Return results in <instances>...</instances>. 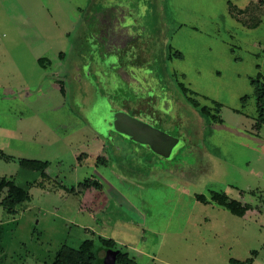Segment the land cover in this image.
Returning <instances> with one entry per match:
<instances>
[{
  "label": "rangeland",
  "instance_id": "obj_1",
  "mask_svg": "<svg viewBox=\"0 0 264 264\" xmlns=\"http://www.w3.org/2000/svg\"><path fill=\"white\" fill-rule=\"evenodd\" d=\"M263 83L264 0H0V178L29 192L0 205V264L98 237L138 264H264Z\"/></svg>",
  "mask_w": 264,
  "mask_h": 264
},
{
  "label": "trees",
  "instance_id": "obj_2",
  "mask_svg": "<svg viewBox=\"0 0 264 264\" xmlns=\"http://www.w3.org/2000/svg\"><path fill=\"white\" fill-rule=\"evenodd\" d=\"M88 34H91L88 41L89 42L91 41V43H93L94 38H96V32L95 31L91 32L89 30ZM109 51L110 49L104 50L103 57H105L107 54H110ZM106 52L108 53L106 54ZM111 54L112 55H107L106 57L113 58L117 62V56H115L112 52ZM91 56L93 59L95 58L94 55ZM41 61L42 58L39 59V62ZM127 78H129V74ZM180 87L181 90H183V92L187 91V89H185L183 84H180ZM255 96H256V108H257V126L259 128V126L264 125V83L260 87H255ZM188 99L192 102V104L196 105V102L193 99L189 97ZM200 110L205 112L204 108H200ZM20 164L24 168H28L31 170H38L41 173H43L48 166V162L46 161L42 162V161L27 160V159H23L20 162ZM87 185L88 182L81 186L84 188ZM95 185L97 186V183H95ZM3 191L6 192H5V196L3 198H0V205H2L11 214L15 213L16 205L29 199L28 187L25 188V187L17 186L14 184V182L11 179H7L5 177L0 178V195ZM211 197L213 201H215L218 205L226 208L232 214L237 216H242L248 209L246 205L241 204L237 200H233V199L228 200L227 197L222 194L213 193ZM107 250L118 251L116 254V264H138L134 260V258L129 256V254L126 251L120 249L117 243L113 239H105L102 237H98L97 240L86 239L82 241L77 248H71L67 246L61 247L56 253L52 264H99L103 253ZM230 263L250 264V262H239L237 260H230Z\"/></svg>",
  "mask_w": 264,
  "mask_h": 264
},
{
  "label": "water",
  "instance_id": "obj_3",
  "mask_svg": "<svg viewBox=\"0 0 264 264\" xmlns=\"http://www.w3.org/2000/svg\"><path fill=\"white\" fill-rule=\"evenodd\" d=\"M117 250H107L103 253L99 264H116Z\"/></svg>",
  "mask_w": 264,
  "mask_h": 264
},
{
  "label": "crops",
  "instance_id": "obj_4",
  "mask_svg": "<svg viewBox=\"0 0 264 264\" xmlns=\"http://www.w3.org/2000/svg\"><path fill=\"white\" fill-rule=\"evenodd\" d=\"M107 55H112V54L110 53V54H107ZM117 59H118V57H117ZM144 121L147 122L146 120H144ZM81 158H83V157H81ZM251 263H253V261H251L250 264Z\"/></svg>",
  "mask_w": 264,
  "mask_h": 264
}]
</instances>
